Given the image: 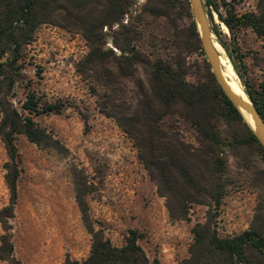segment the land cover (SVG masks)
Listing matches in <instances>:
<instances>
[{
    "label": "trees",
    "instance_id": "obj_1",
    "mask_svg": "<svg viewBox=\"0 0 264 264\" xmlns=\"http://www.w3.org/2000/svg\"><path fill=\"white\" fill-rule=\"evenodd\" d=\"M134 1L0 0V141L7 157L4 181L9 193L8 203L0 208V260L7 264H20L9 231L19 162L14 137L23 134L42 148H62L35 118L59 114L69 106L60 99L49 101L30 87H23L18 106L10 100L16 82L23 80L22 47L41 23L78 31L84 39L87 51L74 69L90 82L99 111L132 141L157 193L165 198L170 218L183 219L191 203L218 208L229 184L225 175L229 153L244 165L249 153H257L264 163V149L216 84L205 59L200 75L189 62L190 53H204L188 1L145 0L127 21ZM202 5L208 19L213 11L229 32L235 26L248 27L264 39V0H257L255 11L238 15L228 9L222 13L215 0H202ZM209 29L242 79L241 55L216 25ZM105 36L111 47H105ZM216 42L212 41L221 55ZM192 74L194 79L189 80ZM126 82L132 83L131 89ZM243 85L245 98L264 121V79L257 88L245 81ZM184 130L191 131L193 141L184 139ZM74 185L90 245L83 259L66 257L63 264H159L139 246L136 231L128 230L123 244L116 246L103 236L101 227L94 229L83 189L77 181ZM190 232L188 255L178 264H264L263 206H257L247 229L237 234L219 236L210 221L194 223Z\"/></svg>",
    "mask_w": 264,
    "mask_h": 264
},
{
    "label": "rangeland",
    "instance_id": "obj_2",
    "mask_svg": "<svg viewBox=\"0 0 264 264\" xmlns=\"http://www.w3.org/2000/svg\"><path fill=\"white\" fill-rule=\"evenodd\" d=\"M215 1L222 13L228 9L237 15L255 11L257 3V0ZM144 2L135 0L130 7L131 15L125 20H131ZM189 11L191 14L190 6ZM206 19L208 27L216 25L241 55L242 79L209 29L211 41L218 45L219 56L229 61L233 70L227 73L221 65L230 86L233 89L240 86L244 92L245 81L257 88L264 79V39L248 27L235 26L229 32L213 11L211 20L207 16ZM180 24L184 27L187 20L183 19ZM103 31L109 33L105 27ZM105 39V47H111L109 37ZM22 51L23 80L16 82L11 94L13 105H19L23 87H30L49 101L60 99L69 106L59 114L35 118L62 148H42L23 134L14 137L19 162L9 231L13 255L20 264H63L66 257L81 260L88 254L90 234L75 201V181L83 189L94 229L101 227L103 236L116 246L123 244L128 230L136 231L139 246L149 259L156 258L159 264H178L187 257L192 242L190 228L194 223L210 221L219 236L237 234L247 229L257 206L264 207L262 158L257 153H249V162L244 165L238 156L229 153L225 174L229 184L218 208L191 203L183 219L170 218L165 198L157 193L154 181L137 158L132 141L113 119L99 111L90 82L74 69L87 51L80 33L41 23ZM202 57L206 61L199 52L188 56L197 75L202 72ZM187 78L194 79L193 74ZM126 88L131 89L132 83L126 82ZM183 136L193 141L190 130H184ZM6 161L0 141V208L9 198L4 181ZM0 264L7 263L0 260Z\"/></svg>",
    "mask_w": 264,
    "mask_h": 264
},
{
    "label": "water",
    "instance_id": "obj_3",
    "mask_svg": "<svg viewBox=\"0 0 264 264\" xmlns=\"http://www.w3.org/2000/svg\"><path fill=\"white\" fill-rule=\"evenodd\" d=\"M188 2L200 45L216 84L218 85L222 93L226 96V98L240 113L245 123L251 129L259 145L264 149V121L260 118L249 100L248 103L244 102L239 96H237L229 89L225 79L222 76L216 51L212 45L210 31L202 2L201 0H188ZM243 114L249 116L251 120L250 124L246 121Z\"/></svg>",
    "mask_w": 264,
    "mask_h": 264
},
{
    "label": "bare ground",
    "instance_id": "obj_4",
    "mask_svg": "<svg viewBox=\"0 0 264 264\" xmlns=\"http://www.w3.org/2000/svg\"><path fill=\"white\" fill-rule=\"evenodd\" d=\"M223 26V25H222ZM224 27V26H223ZM226 27V26H225ZM212 45H213V43H212ZM213 47H214V45H213ZM214 49H215V47H214ZM215 51H216V55H217V59H218V64L220 65V67H221V73H222V76H223V78L225 79V81H226V84L228 85V87H229V89L233 92V93H235L237 96H239L244 102H246V103H248L249 101H248V99L247 98H245V95H244V92L238 87V86H234V89L230 86V84L228 83V80H227V77H226V75H225V73H224V71H223V69H222V66L224 67V69H225V71L227 72V73H233V70H232V68H231V65L226 61V59L225 58H223V57H221V56H219V54H218V52H217V50L215 49ZM222 65V66H221ZM234 76V75H233ZM235 84V83H234ZM244 115V117H245V119H246V121L250 124V122H251V120H250V118H249V116L248 115H246V114H243Z\"/></svg>",
    "mask_w": 264,
    "mask_h": 264
}]
</instances>
